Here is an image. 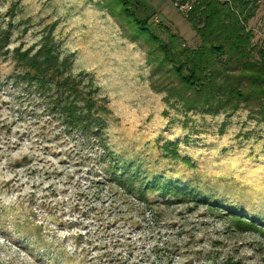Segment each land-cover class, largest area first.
I'll return each mask as SVG.
<instances>
[{"label": "rangeland", "instance_id": "374dc122", "mask_svg": "<svg viewBox=\"0 0 264 264\" xmlns=\"http://www.w3.org/2000/svg\"><path fill=\"white\" fill-rule=\"evenodd\" d=\"M193 1L0 0V264H264V116L255 100L184 106L192 91L150 37L199 47ZM252 3L259 59L264 0ZM48 47L57 77L93 101L88 130L65 131L19 78L18 58L40 61ZM120 168L133 188L114 178Z\"/></svg>", "mask_w": 264, "mask_h": 264}, {"label": "trees", "instance_id": "16d2710c", "mask_svg": "<svg viewBox=\"0 0 264 264\" xmlns=\"http://www.w3.org/2000/svg\"><path fill=\"white\" fill-rule=\"evenodd\" d=\"M253 0H195L191 3L186 18L192 29L203 41L194 49L186 47H169L168 43L157 35H151L158 50L162 53L160 64H170L181 86L192 91V96H185L183 105L193 108L197 103L202 106L217 105L221 109H233V100L249 103L255 100L261 116H264V52L259 50V59L253 58L251 51V33L246 23L253 16ZM125 2H123V5ZM125 12L132 14L129 9ZM138 30L145 32L147 28L142 22H135ZM0 40V45L3 44ZM176 51H174V49ZM50 50V51H49ZM55 56L48 47L45 56L40 60L33 57L30 62L18 58V63L26 69L19 78L26 79L28 84L35 85V89L45 98L46 110L51 109L54 118L59 117L66 126L64 129L71 132L74 128L82 127L88 130L93 121L90 110L93 101L85 97V93L77 88L74 80H65L57 77L58 72L52 68ZM228 66H230L229 69ZM238 72L239 84L242 87L229 84L227 74L230 71ZM49 94V95H48ZM211 95V102L209 96ZM80 101V103H78ZM222 102V103H220ZM95 122V121H94ZM94 124V123H92ZM93 132L90 130V133ZM173 154L175 151H172ZM114 178L123 186L133 188V174L123 176L121 168L114 171ZM135 178L140 180V176ZM143 180V179H142ZM146 181V180H145ZM141 181L138 196L145 198V189ZM156 188L162 189L164 194L171 193L172 197L180 198L181 191L171 183L153 182ZM144 188V189H143ZM148 190V189H147ZM169 200V199H168ZM197 200V198L195 199ZM200 200H197V202ZM213 207L218 204L213 203ZM211 207V206H210ZM221 211V210H220ZM228 215L238 220V226H247L252 230L257 227L253 219L237 211H228Z\"/></svg>", "mask_w": 264, "mask_h": 264}, {"label": "built area", "instance_id": "2783aa9c", "mask_svg": "<svg viewBox=\"0 0 264 264\" xmlns=\"http://www.w3.org/2000/svg\"><path fill=\"white\" fill-rule=\"evenodd\" d=\"M189 8H190V6H189Z\"/></svg>", "mask_w": 264, "mask_h": 264}]
</instances>
